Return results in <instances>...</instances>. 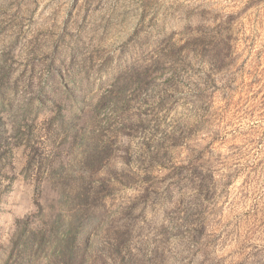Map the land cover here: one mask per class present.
<instances>
[{
  "label": "rangeland",
  "instance_id": "rangeland-1",
  "mask_svg": "<svg viewBox=\"0 0 264 264\" xmlns=\"http://www.w3.org/2000/svg\"><path fill=\"white\" fill-rule=\"evenodd\" d=\"M72 259L264 264V0H0V264Z\"/></svg>",
  "mask_w": 264,
  "mask_h": 264
},
{
  "label": "trees",
  "instance_id": "trees-1",
  "mask_svg": "<svg viewBox=\"0 0 264 264\" xmlns=\"http://www.w3.org/2000/svg\"><path fill=\"white\" fill-rule=\"evenodd\" d=\"M75 216L76 215H72V223L76 220L75 219ZM70 225H68V227H69ZM71 227H72V225H71ZM71 227L68 229V233H67V238H66V240H68L69 241V244L68 245H70L71 244V246H73L74 245V236H73V231H71ZM26 240V241H25ZM23 244H25L26 245V247H25V249H27V248H29V246H31V242H32V235H30V236H28V238L26 239H24L23 240ZM74 253V252H73ZM75 258H76V256H75ZM67 260H69V259H66L65 260V257H64V261H67ZM69 262V261H68ZM77 264V259H75V260H73L72 259V261H70L69 262V264Z\"/></svg>",
  "mask_w": 264,
  "mask_h": 264
}]
</instances>
